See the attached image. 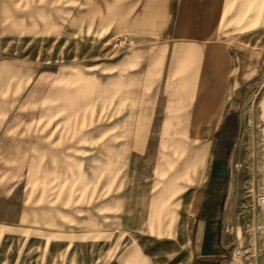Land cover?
Segmentation results:
<instances>
[{
  "label": "rangeland",
  "instance_id": "obj_1",
  "mask_svg": "<svg viewBox=\"0 0 264 264\" xmlns=\"http://www.w3.org/2000/svg\"><path fill=\"white\" fill-rule=\"evenodd\" d=\"M11 1L0 0V120L12 115L0 121V264H122L134 243L152 264H188L195 212L219 175L237 264H256L257 252L264 260V62L228 136L209 137L208 123L186 120L164 90H151L145 115L135 105L140 91L113 81L137 46L127 26L89 17L84 32L37 27L17 18ZM240 1L242 11L234 2L216 30L264 51V0ZM120 36L133 43L114 47ZM198 147L207 159L195 173Z\"/></svg>",
  "mask_w": 264,
  "mask_h": 264
},
{
  "label": "crops",
  "instance_id": "obj_2",
  "mask_svg": "<svg viewBox=\"0 0 264 264\" xmlns=\"http://www.w3.org/2000/svg\"><path fill=\"white\" fill-rule=\"evenodd\" d=\"M234 2L235 11L241 12L240 0H99L90 8L88 0H14L13 7L8 8L17 11V18L31 16L32 24L37 27L62 25L69 33L87 31L89 17L95 18L93 25L127 26L125 30L137 46L119 60V69L113 70L112 79L124 78L122 89L143 91L138 92L135 103L140 112L151 114L153 103L147 100L151 90H164L171 102L175 99L173 110L191 116L186 120L208 123L211 134L207 136L216 137L220 133L226 137L247 104L242 91L248 90L264 62L263 49L241 43L244 35L227 42V35L216 30L223 13L224 17H232L233 13L228 11ZM25 10H28L26 14ZM156 29L157 39L153 34ZM212 34L213 38H207ZM184 90L198 92L193 96L179 92ZM189 96L194 97L190 102ZM11 117L5 115L0 121L10 122ZM212 125L216 126L212 128ZM2 128L8 130L11 126L5 124ZM206 159L207 151L198 147L192 165L195 173L204 171ZM227 187L224 175L213 178L206 197L198 205L188 237V264H237L240 246L230 227L231 212L225 205ZM172 196L168 207L173 205ZM177 214L171 211L167 223L170 234ZM121 261L152 264L136 243L127 249ZM255 261L264 263L258 252Z\"/></svg>",
  "mask_w": 264,
  "mask_h": 264
},
{
  "label": "built area",
  "instance_id": "obj_3",
  "mask_svg": "<svg viewBox=\"0 0 264 264\" xmlns=\"http://www.w3.org/2000/svg\"><path fill=\"white\" fill-rule=\"evenodd\" d=\"M131 43H133V40L129 41L128 38L124 36H120L114 39L113 46L114 47H124L125 45H130Z\"/></svg>",
  "mask_w": 264,
  "mask_h": 264
},
{
  "label": "bare ground",
  "instance_id": "obj_4",
  "mask_svg": "<svg viewBox=\"0 0 264 264\" xmlns=\"http://www.w3.org/2000/svg\"><path fill=\"white\" fill-rule=\"evenodd\" d=\"M264 199V198H263Z\"/></svg>",
  "mask_w": 264,
  "mask_h": 264
}]
</instances>
